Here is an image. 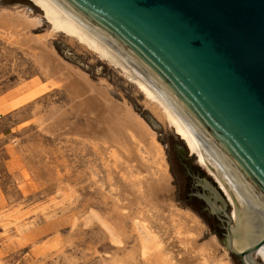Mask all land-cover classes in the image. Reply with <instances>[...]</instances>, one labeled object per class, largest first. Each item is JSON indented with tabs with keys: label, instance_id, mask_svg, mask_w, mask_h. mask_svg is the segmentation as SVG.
Segmentation results:
<instances>
[{
	"label": "rangeland",
	"instance_id": "rangeland-1",
	"mask_svg": "<svg viewBox=\"0 0 264 264\" xmlns=\"http://www.w3.org/2000/svg\"><path fill=\"white\" fill-rule=\"evenodd\" d=\"M0 11L38 18L41 24L30 34L43 36L52 30L44 12L30 0H4ZM52 36L45 44L54 58L106 92L113 104L130 106L154 132L159 152L140 147L139 153L153 176L165 171L170 178L159 200L189 213V203L200 204L188 195L205 189L212 200H217L213 190L220 195L218 207L228 204L209 168L199 164L168 126L162 107L93 50L62 33ZM19 39L0 31V264H177L160 244L146 240L141 226L130 219L134 212L122 223L118 217L121 186L130 182L135 192L147 172L133 173L128 163L119 171L114 150L101 153L96 143L85 139L95 129L71 111L66 86L52 85L56 81L42 68V53L22 46ZM50 58L43 61L47 67L48 59L54 60ZM193 183L197 187L192 190ZM227 206L232 213L233 207ZM193 215L202 225L197 245L216 242L211 260L204 264H240L228 252L225 238L214 236ZM205 218L214 226L208 215ZM121 224L123 229L117 227Z\"/></svg>",
	"mask_w": 264,
	"mask_h": 264
},
{
	"label": "water",
	"instance_id": "water-1",
	"mask_svg": "<svg viewBox=\"0 0 264 264\" xmlns=\"http://www.w3.org/2000/svg\"><path fill=\"white\" fill-rule=\"evenodd\" d=\"M48 1L175 115L233 202L235 221L215 190L217 200L199 195L224 213L228 252L254 264L264 251V0Z\"/></svg>",
	"mask_w": 264,
	"mask_h": 264
},
{
	"label": "bare ground",
	"instance_id": "bare-ground-1",
	"mask_svg": "<svg viewBox=\"0 0 264 264\" xmlns=\"http://www.w3.org/2000/svg\"><path fill=\"white\" fill-rule=\"evenodd\" d=\"M30 1L44 12L45 18L52 27L51 32L47 31L46 35H39L41 37L30 34L29 31L37 28L41 21L38 18H30L29 15L27 16L23 12L11 13L8 11L0 13V31L12 39L20 37L18 41L22 46L38 49L42 53L41 66L47 72L46 74L56 81L55 83L52 82V85L67 87L65 89H68L66 91L69 92L71 103H73L71 107L73 110L71 111L78 114V117L82 116L90 130L95 129L88 135H86V132L85 139L96 143L101 153L105 154L109 149L114 150L117 160H120L117 163L119 166H116L119 171L124 169L122 168L124 163H128L131 165L133 173L145 171L148 174L147 177L145 176L138 181L135 192L130 189L131 186L128 185L130 182H125L128 184L121 186L122 200L118 201L117 204L120 223L124 221L123 219L130 218V213L134 212V215L130 218L132 223L139 224L147 238L146 240L154 244H160L162 249L168 253V257L172 258V261L174 260L177 264L207 263L215 252L216 242L212 239L197 245V238L201 235L202 225L192 213L186 211H182L184 212L182 213L171 204L172 202L167 203L159 200V194L168 189L170 178L165 171L164 173L163 171L160 172L158 177L153 176L151 168L139 153L140 147L149 153L159 152L161 147L155 141L154 132L132 111L130 106L127 104L122 106L113 104L106 92H101L100 88H96L85 76L58 60V57L54 58L56 55L47 49L45 40L50 39L49 37L54 32L56 34L62 33L70 40L82 43L86 46V49L93 50L102 59L120 69L148 99L162 107L168 126L175 129V132L186 142L189 152L199 159L200 165H204L194 140L162 100L148 85L136 77L117 55L75 24L50 1ZM46 57L54 58L53 62L56 61L57 63L54 64L50 61V58L47 67L45 65L47 62ZM209 171L214 176L221 192L227 197L228 202L233 205L231 197L222 183L210 169ZM167 216L169 217L167 218ZM232 216L235 221V209L232 210ZM117 227L123 229L122 224ZM233 235V248L235 251L241 252L237 244L236 228ZM255 257L264 263V251L258 250ZM130 264H133V262L131 261Z\"/></svg>",
	"mask_w": 264,
	"mask_h": 264
},
{
	"label": "flooded vegetation",
	"instance_id": "flooded-vegetation-1",
	"mask_svg": "<svg viewBox=\"0 0 264 264\" xmlns=\"http://www.w3.org/2000/svg\"><path fill=\"white\" fill-rule=\"evenodd\" d=\"M4 2V0H2L1 4ZM0 4V5H1ZM153 126V125H152ZM154 129H158L159 126L158 125H154L153 127ZM171 129L173 130L174 134L177 135L178 137H180L176 132H175V129L171 127ZM180 139L184 142L186 148L188 149L189 151V148L186 144V142L180 137ZM191 153V152H190ZM192 154V153H191ZM195 156V155H194ZM196 157V156H195ZM194 181V180H193ZM196 182V180H195ZM217 183V182H216ZM196 184L193 183L192 184V190L193 188L196 189ZM197 192H199L197 195H194V194H189L188 195V199L191 200V199H195L199 202L200 205H198V207H194L192 206L190 203L188 204V208L190 210V212H192L193 214H195L196 216L200 217L204 222L205 224L211 229V232L213 233L214 236H216L217 238H219L221 240L222 237L225 238L226 240V218H225V215L224 213H216V214H213L210 210V208L208 207V205L206 204L205 200L203 198H201V194L200 193H203V195H205L206 197H208L209 199L212 200V198H210L209 196H207L205 194L206 190L205 189H197ZM222 193V192H221ZM223 194V193H222ZM200 195V196H199ZM223 197H225L223 195ZM226 199V198H225ZM228 203V202H227ZM229 204V203H228ZM227 204V205H228ZM228 207V206H227ZM227 213L229 214V210L228 208L226 209ZM205 215H208L209 218L212 220L211 222L214 223V226L212 225V223H210L209 220H207L205 218ZM222 231V232H221ZM233 257L237 258L239 260V263L242 264V261H241V258L239 256H235L233 254H231ZM255 259H257L255 257ZM254 264H264L263 262H261L259 260V262H257L255 260V263Z\"/></svg>",
	"mask_w": 264,
	"mask_h": 264
}]
</instances>
